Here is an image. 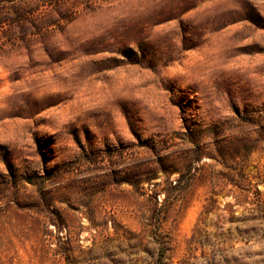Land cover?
<instances>
[{
    "label": "rangeland",
    "instance_id": "1",
    "mask_svg": "<svg viewBox=\"0 0 264 264\" xmlns=\"http://www.w3.org/2000/svg\"><path fill=\"white\" fill-rule=\"evenodd\" d=\"M0 264H264V0H105L0 51Z\"/></svg>",
    "mask_w": 264,
    "mask_h": 264
},
{
    "label": "trees",
    "instance_id": "2",
    "mask_svg": "<svg viewBox=\"0 0 264 264\" xmlns=\"http://www.w3.org/2000/svg\"><path fill=\"white\" fill-rule=\"evenodd\" d=\"M100 1L105 0H0V51L20 49L55 37L80 14L93 10ZM195 4L184 2L178 9L186 11ZM136 44L141 51L154 54L144 41L136 40ZM252 151L250 147L245 154Z\"/></svg>",
    "mask_w": 264,
    "mask_h": 264
}]
</instances>
